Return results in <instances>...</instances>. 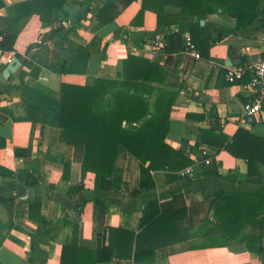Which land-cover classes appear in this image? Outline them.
I'll return each mask as SVG.
<instances>
[{"label": "crops", "instance_id": "crops-1", "mask_svg": "<svg viewBox=\"0 0 264 264\" xmlns=\"http://www.w3.org/2000/svg\"><path fill=\"white\" fill-rule=\"evenodd\" d=\"M25 1L0 0L2 31L16 36L14 49L21 55L0 49V264H60L64 245L87 249L106 245L108 227L138 232L140 219L151 213V201L164 206L173 198L176 218L188 230L183 234L197 247L183 239L155 248L148 259L113 256L105 263L262 264L245 242L223 232L210 205L220 191L264 195V160L258 158L264 146V101L258 113L246 115L244 104L256 98L245 88L249 72L234 83L225 79L227 67H246L264 51V0H256L248 10L231 5L238 15L218 9L196 18L199 27L194 30L203 52L197 49L199 58L184 51L191 23L181 20L156 33L173 35L171 45L154 57L146 52L157 12L179 16L178 4L160 9L145 0H113V20L106 22L97 16L103 0H64L53 12L52 26L42 27L36 14L25 12ZM142 7V24H132ZM58 21L63 31L52 33ZM36 40L43 41L27 50ZM67 41L88 50L84 72L58 73L51 68L52 61L57 66L59 57L69 53ZM62 49L66 52L60 54ZM128 53L166 68L165 87L177 92L166 141L190 161L169 183L166 169L152 170L154 186L134 194L141 181L138 159L119 148L110 188H95L94 173L77 168L74 149L63 141L57 124L61 82L85 84L96 76L119 77V62ZM233 57L239 61L230 65ZM14 59L19 64L3 77ZM240 130L259 139L252 160L226 148ZM66 159L72 169L64 178ZM187 167L190 173L183 172ZM69 177L75 192H70ZM205 219L209 221L203 223ZM245 231L239 229L237 235Z\"/></svg>", "mask_w": 264, "mask_h": 264}, {"label": "trees", "instance_id": "trees-1", "mask_svg": "<svg viewBox=\"0 0 264 264\" xmlns=\"http://www.w3.org/2000/svg\"><path fill=\"white\" fill-rule=\"evenodd\" d=\"M145 1L147 5L152 4L160 9L167 3L182 6L179 16H170L158 11L156 29L153 32L148 31L150 38L157 32H162L163 28L173 21H189V34L196 49H199V41L194 29L199 27L201 18L218 9L238 15L231 5L237 6L238 10H248L249 5L256 3V0ZM112 2L113 0H103V6L97 13V16L106 22L113 20L110 13ZM63 4L64 0H28L23 6L27 14H36L41 26L47 27L52 26L56 19L54 10L60 9ZM144 10L145 7L138 10L131 21L132 24H142ZM196 18L199 20L194 21ZM63 28L62 22L58 21L51 32L59 33ZM163 38L166 46L171 45L173 35L164 34ZM15 39L13 34L4 35L0 49L12 50L17 57H21L14 49ZM42 41H34L28 45L27 50ZM67 42L69 53L59 57L57 66L52 61L51 68L58 73L84 72L88 50L82 45ZM119 64V77L96 76L85 84L61 82L57 124L62 129L63 141L74 149L73 158L78 163L77 168L94 173L95 188H110L119 148L127 150L138 159L141 181L140 188L132 191L134 194L154 186L152 170L166 169L169 183L176 179L174 172L190 161L166 141L170 108L177 94L165 87L166 68L149 57L132 53L122 58ZM258 141L256 136L240 130L226 148L234 155L245 156L249 161L253 159L250 154L258 147ZM244 148H247L246 152H242ZM15 153L17 156L21 155L19 149H15ZM258 158L264 160V146L260 148ZM69 167L72 169V162L66 159L64 178ZM68 179L71 182L70 192H75L72 177ZM176 200L177 198H173L164 206L151 201V213L140 219L138 232L108 227L106 245L102 244L96 249L64 245L60 264H100L110 261L113 256L139 261L150 258L155 248L183 239H190V246L197 247L192 237L183 234L188 230L184 229L176 218L173 205ZM210 210L223 232L245 242L248 250L256 252L264 264V195L220 191L215 193ZM208 221L209 219H205L203 223ZM243 228L246 231L237 235L239 229Z\"/></svg>", "mask_w": 264, "mask_h": 264}, {"label": "built area", "instance_id": "built-area-1", "mask_svg": "<svg viewBox=\"0 0 264 264\" xmlns=\"http://www.w3.org/2000/svg\"><path fill=\"white\" fill-rule=\"evenodd\" d=\"M139 29V28H138ZM4 38L2 31V16L0 13V42ZM184 51L189 53L194 58H199L200 54L196 49L194 42L189 33L184 36ZM149 56H156L157 53L166 47V41L163 37L155 35L148 41ZM249 72V80L245 84V88L256 94L253 101H248L244 104V111L246 115L252 116L258 113L261 109V101H264V51L260 57L248 66H229L225 72V79L229 83H234L243 79L244 75ZM190 168L187 167L183 172L190 173Z\"/></svg>", "mask_w": 264, "mask_h": 264}, {"label": "water", "instance_id": "water-1", "mask_svg": "<svg viewBox=\"0 0 264 264\" xmlns=\"http://www.w3.org/2000/svg\"><path fill=\"white\" fill-rule=\"evenodd\" d=\"M196 21V20H195ZM60 52V54H63L64 52H66L65 50H60L59 51ZM239 61V59L238 58H236V57H233L230 61H229V64L230 65H233V64H236L237 62ZM19 60H17V59H14L6 68H5V70L3 71V73H2V75H3V77H7L9 74H10V72H12L15 68H16V66L19 64ZM262 243H263V250H264V238H263V241H262ZM100 264H108V263H100Z\"/></svg>", "mask_w": 264, "mask_h": 264}, {"label": "rangeland", "instance_id": "rangeland-1", "mask_svg": "<svg viewBox=\"0 0 264 264\" xmlns=\"http://www.w3.org/2000/svg\"><path fill=\"white\" fill-rule=\"evenodd\" d=\"M207 239V238H206Z\"/></svg>", "mask_w": 264, "mask_h": 264}]
</instances>
